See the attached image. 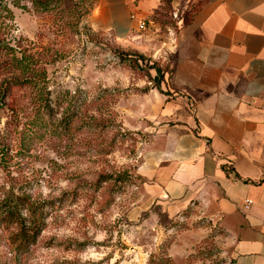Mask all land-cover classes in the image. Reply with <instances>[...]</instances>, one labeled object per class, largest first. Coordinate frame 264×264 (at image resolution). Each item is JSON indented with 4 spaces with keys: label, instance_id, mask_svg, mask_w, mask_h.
I'll use <instances>...</instances> for the list:
<instances>
[{
    "label": "rangeland",
    "instance_id": "374dc122",
    "mask_svg": "<svg viewBox=\"0 0 264 264\" xmlns=\"http://www.w3.org/2000/svg\"><path fill=\"white\" fill-rule=\"evenodd\" d=\"M30 8L26 0H0V23L8 25L0 31L11 45L53 54L45 65L51 106L84 109L90 126L50 145L31 139L29 90L14 88L16 103L0 104V264H224L222 233L195 220L190 207L163 215L137 171L149 133L130 130L139 118L128 111L155 89L153 78L169 71L171 58H155L157 42L151 47L144 32L134 45L94 31L78 10L61 16ZM8 77L0 68V89ZM62 113L54 111L57 119ZM19 225L41 232L19 247Z\"/></svg>",
    "mask_w": 264,
    "mask_h": 264
},
{
    "label": "crops",
    "instance_id": "0c3cea01",
    "mask_svg": "<svg viewBox=\"0 0 264 264\" xmlns=\"http://www.w3.org/2000/svg\"><path fill=\"white\" fill-rule=\"evenodd\" d=\"M196 1L183 26L189 0H169L176 21L163 24L161 0H93L89 24L136 45L143 22L155 58H171L159 90L128 111L130 130L149 133L137 171L152 203L219 230L224 264H264V0Z\"/></svg>",
    "mask_w": 264,
    "mask_h": 264
},
{
    "label": "trees",
    "instance_id": "16d2710c",
    "mask_svg": "<svg viewBox=\"0 0 264 264\" xmlns=\"http://www.w3.org/2000/svg\"><path fill=\"white\" fill-rule=\"evenodd\" d=\"M19 1V0H18ZM74 0H26L30 4V9L36 13L41 14H59L64 15L71 10H78L80 13L90 15L93 7V0H78L81 4V8L73 2ZM163 7L155 13L152 20L158 23H164V18L171 12V6L169 0H161ZM202 1L189 0L185 11L181 15L180 21L182 25H187L192 20L193 15L199 10L202 5ZM15 4V7L22 10H26L25 6ZM9 17L8 21H11L10 11L5 8L4 10ZM7 20V17H5ZM7 28L8 25L4 21L0 23ZM177 29V25L173 26ZM10 40L5 33L0 31V68L5 76H9L3 81L0 89V104L5 105L7 101L10 103H16V98L13 95L14 88H20L30 91V100L33 106V115L36 121L31 129V139L38 138L39 140L47 141L48 144L53 145L55 138L61 135L73 136L81 132L83 127L90 126L86 124L84 119L86 113L81 108L70 110L67 107L64 109L61 106H56L58 110H55V106L50 104V92L47 87V75L45 65L51 64L53 60V54L47 55L48 50H42V53H32L35 46L29 43V46H24L22 43L17 42L15 45H11ZM55 56V54H54ZM57 56L54 57L56 59ZM54 62V60H53ZM163 74L156 75L153 80L155 82V89L159 90ZM69 108V107H68ZM61 110L62 116L57 119L54 115V111ZM47 118V121L45 120ZM18 231L15 233V241L19 247H26L27 244H32L34 239L40 234L41 229L32 228L27 229L24 225L18 226ZM31 233V234H30Z\"/></svg>",
    "mask_w": 264,
    "mask_h": 264
},
{
    "label": "built area",
    "instance_id": "2783aa9c",
    "mask_svg": "<svg viewBox=\"0 0 264 264\" xmlns=\"http://www.w3.org/2000/svg\"><path fill=\"white\" fill-rule=\"evenodd\" d=\"M145 28H146L145 23H143V22L139 23V25H138L139 31L143 32V31H145ZM247 204H251V202H247Z\"/></svg>",
    "mask_w": 264,
    "mask_h": 264
}]
</instances>
